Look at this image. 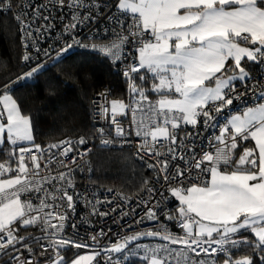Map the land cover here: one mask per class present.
I'll return each instance as SVG.
<instances>
[{
	"label": "snow or ice",
	"instance_id": "snow-or-ice-1",
	"mask_svg": "<svg viewBox=\"0 0 264 264\" xmlns=\"http://www.w3.org/2000/svg\"><path fill=\"white\" fill-rule=\"evenodd\" d=\"M52 3L61 8L65 6V0H52ZM67 7L73 15L72 23L65 27L66 32L75 29L78 24L95 21L102 15L97 0H91V3L69 0ZM4 8H11L10 0L4 4ZM81 8L87 13L83 17L79 11ZM116 8L118 15L109 17L110 26H115L112 31L116 39L110 45L92 47H98L115 63L122 61L124 46L135 42L138 62L133 57V63L127 65L123 75L131 80L133 73L144 69L152 73L154 81L158 80L151 89L160 96L155 103L149 101L143 88H137L135 83L130 84L132 91L138 94V99L134 101L136 107L131 108L133 123L136 125L135 135L142 137L141 150L156 157L155 163L148 164V167L164 174L165 184L161 188L167 186L171 196L179 201L176 211L184 235L174 236L166 229L163 234L148 230L125 235L122 242L100 247L94 255L81 256L72 264H92L95 257L102 253L106 256L105 264H125L138 252H143L146 264H215L209 258L216 253L227 256L224 264H257L252 256L232 259L231 250L242 245L252 248L253 255L258 257V264H264V103L247 107L242 114L231 115L219 126V135L214 137L217 142L215 154L202 151L198 156L194 146L185 145L183 140L177 146L176 135L181 124L195 128L201 117L205 128H216L217 125L211 123L214 117L210 115L209 109L214 108L216 113H220L232 105L234 99H240L246 94L247 90L238 91L233 81L251 79L250 73L241 65L245 58L249 62L264 65V0H118ZM35 16L45 21L49 19L48 16H41L38 9ZM129 17L131 22L125 27ZM16 19L26 29L32 27L19 15ZM50 27L47 25L46 29ZM40 30L36 29L37 32ZM27 35L31 37L33 33L29 31ZM73 42L79 44V41ZM248 44L253 47L242 46ZM72 46L67 44L61 53ZM36 51L39 53L41 49L36 47ZM30 58L28 54L23 56L25 61ZM229 59L234 61L233 74L225 78L222 73ZM40 70L41 67L37 66L23 78H31ZM217 73L222 75L218 77ZM213 79L215 86H207L206 82ZM259 96L264 99V86ZM0 105V144L5 142V133L7 141L12 145L32 141L30 118L21 114L17 101L4 92L0 94ZM129 107L121 101H111V122L116 126L118 136L125 135V130L120 126L117 116L123 115ZM100 109L102 114L109 111L106 105H100ZM97 131L103 136V128ZM249 138L255 141V149H245L239 159L234 160L233 150L237 148L238 139ZM78 143L85 144L86 141L81 137ZM102 143L108 144L111 141L105 139ZM35 147L41 151L39 145ZM60 147H63L60 154L75 164V157L68 155L73 145L68 141L50 145V148ZM29 156L31 169L26 163V157ZM170 160L182 161L183 167L175 164V171H171ZM48 162H51V158ZM222 165L225 169L232 165L235 167L227 171L221 170ZM40 169L39 157L32 149L20 147L18 168L15 170L17 175L15 178H0V255L15 253L6 264H34L30 259L21 258V248L27 249L30 254L33 250L27 238L18 234V224L25 229L38 223L42 225L47 233L43 238L50 241L48 247L56 250L54 264H65L60 248L69 244L76 248L89 247L63 237L65 221L68 219L67 210H62L63 203L51 204L47 200L48 196L53 201L66 200V208L74 211L73 196L63 185L55 190L61 193L59 197L54 193H46L38 197L40 202L37 206L31 200L21 199L23 193H45L44 185L52 184L53 181H63L68 188L72 187L71 169L67 174L60 172L58 176H41ZM10 170V167L0 163V176ZM205 174L208 179L204 178ZM181 178L187 179L189 186H173L177 181L182 182ZM197 180L200 182L197 183ZM148 191L158 192L160 199L151 206L147 200L140 202L145 206L147 219L157 220L156 209L165 203L167 197L159 189L149 188ZM114 211L113 208L109 212H99V215L107 216ZM96 212L93 205V214ZM166 216L167 219L173 218L167 213ZM143 219L141 217L137 223H142ZM53 220L58 223H53ZM249 231L256 237L254 243L247 238H236L238 234L242 236ZM104 234L101 230L99 235ZM142 237H159L168 243L155 247L139 244L135 248L129 247L133 241H139ZM91 239L99 245L97 235L91 236ZM113 253L117 254L115 259ZM189 253L198 257L203 254L205 259L191 260Z\"/></svg>",
	"mask_w": 264,
	"mask_h": 264
},
{
	"label": "built area",
	"instance_id": "built-area-1",
	"mask_svg": "<svg viewBox=\"0 0 264 264\" xmlns=\"http://www.w3.org/2000/svg\"><path fill=\"white\" fill-rule=\"evenodd\" d=\"M6 2L7 0H0V17L9 15L19 27L22 48V65H35L56 53L61 52V49L67 44H73L68 51L77 50L97 54L113 63L111 57L101 52L98 47L94 49L92 46L110 45L112 41L116 39V36L112 31V27L115 26H110L111 21L109 20V17L118 15L116 8L117 3L111 4L106 0H97V3L101 5L100 11L102 12V15L95 21H86L83 24H78L75 29L66 32L65 27L72 23L73 15L72 10L67 7L69 0H65V6L63 8L58 4L53 5L52 0H10L11 8L6 9L4 8ZM85 2L91 3V0H85ZM37 9L40 11L41 16H48L49 19L47 21L37 19L35 16V11ZM79 11L82 17L87 14L86 10L83 8L79 9ZM17 15H19L26 23H30L32 27L26 29L25 25L16 19ZM93 15H95V12H93ZM130 22L131 20L129 17L125 21V27ZM47 25H51V27L46 29ZM37 28H40L41 30L37 32ZM29 31L33 33L31 37L27 35ZM74 40L79 41V44H74ZM25 45H27V47H25ZM36 47L41 49L39 53H37ZM136 47L137 45L135 42L125 45L122 61H116L113 63L119 67L122 76H124L123 71L127 65L133 63V57H136L137 60V53L135 51ZM45 50L48 52L47 55H45ZM25 54H28L31 57L28 61L23 59ZM256 67V70H254L255 72L251 74V79H247L244 82H233V85L238 91L247 90L242 98L234 99L233 104L223 109L220 113H216L214 108L209 109L210 115L214 117L211 123L216 124L217 127L205 128L203 117L200 118V121L195 128L192 125H184L186 127L184 130H180L179 128L176 130L177 146L180 144L181 140H183L185 145L194 146L198 156L202 154V151L215 154L217 142L214 137L219 135V126L223 125L231 115L242 114L247 107L255 106L258 103H264V99H261L259 96L262 86H264V71H262L264 65L256 64ZM124 78L129 81L128 92L125 98H116V101H121L125 105L130 106L125 110L123 115L117 116L120 126L125 130V135L118 136L116 134V126L111 122L112 96L110 91H103L95 94L91 100L92 141L85 140V144H79V140L68 139L53 143L61 144L63 141L70 142L73 145V150L68 155L69 157H75V164H73L70 159L65 158L60 154L63 151V147L50 148V145H48L40 149L41 151L31 148L32 152L39 157V162L41 163V176H58L60 172H65L67 174L69 169H71V188H68L63 181H53L52 184L44 185L45 193L29 192L21 195L22 200H31L33 205L37 206L40 202L38 197L44 196L46 193H54L59 197L61 193L56 192L55 190L63 185L68 193L73 196L74 211L66 208V200L63 202L59 199L53 201L50 196L47 197L49 203H63L64 209L62 210H67L68 219L65 221L62 232L63 237L68 240H75L79 243L89 245V247L76 248L69 244L65 249L60 248L59 252L60 255L64 257L65 264H72L74 260L81 256L94 255L95 251L100 247H108L112 244L122 242L125 235L130 236L148 230L160 231L163 234L165 229L168 233H171L174 236L184 235V230L180 226L181 221L179 220L178 212H176V217L167 219L166 213L167 215H170V205L167 196L169 191L167 186L161 188V186L165 184L163 173H157L155 169L150 168L153 171V178L145 186L143 194L137 197L123 195L113 189L109 191L108 188H96L90 182L91 168L89 164V156L93 151L94 145L106 149L129 150L137 160L147 167L150 163L154 164L156 160L154 155L146 154L145 151L141 150V144L143 143L142 137L135 135L136 125L133 123L131 108L136 107L134 101L138 98H134V93L130 87L133 74L131 80L125 76ZM149 101L152 103L156 102V100L152 99H149ZM100 105H106L108 107L109 111L107 114L101 113ZM100 128L104 129L103 136L97 131ZM105 139L110 140L111 143H102V140ZM157 148H159V145H157ZM244 150L245 149L241 151L240 155L243 154ZM177 152H180L179 147H177ZM185 155H187V153H185ZM18 156L19 151L17 155V168ZM49 158H51L50 163L48 162ZM26 163L31 169L32 164L30 156L26 157ZM205 163L207 164L208 162ZM175 164H180L181 167H183L182 161L170 160L169 167L173 172L175 171L173 167ZM64 165H67V167ZM234 167L235 165H232L225 169L222 165L221 170H233ZM193 176H195V172H193ZM206 176L207 174L204 176L205 179ZM39 178L40 177H37V179ZM158 179L159 182H157ZM181 179L182 182L177 181L173 186H189L187 179ZM196 182L199 183L200 181L197 180ZM149 188L162 190L167 197L165 203L156 209L158 215L157 220L147 219L145 216V206L140 202L141 200H147L151 206L160 199L158 192L153 191L149 193ZM123 197H127L128 199H123ZM109 201H111V203H109ZM93 205H95V208L97 209L96 214H93ZM113 208L115 211L110 212L109 215H99V212H109V210ZM122 213H128V215H122ZM141 217H144L143 222L137 223ZM53 223H58V221L53 220ZM73 224H75V228H73ZM16 227L18 234L27 238L28 245L33 250L30 254L27 249L21 248L22 259H30L34 264H54V261L56 260V250L48 247L50 241L43 238L47 233L43 230L41 224L38 223L36 225L28 226L27 229L19 224ZM101 230L105 233L104 235H99ZM93 235L98 236L99 245L92 241L91 236ZM236 238L239 237L237 236ZM165 243L168 242L161 240L159 237H142L139 241H133L129 247L135 248L137 244L141 246L155 247ZM213 246L215 247V245ZM169 247L178 248L180 246L169 245ZM238 249L239 248L232 249L231 255ZM12 255H15V253L9 252L8 255H0V264H6V262H9ZM112 255L114 259L117 256L115 253ZM136 256L143 258V252H138ZM189 257L191 260L196 261L205 259L203 254L198 257L195 256L194 253H189ZM226 258L227 256L224 253H216L212 254L209 259L210 261L214 260L215 264H224ZM105 259L106 256L102 253L100 256L95 257L92 264H105ZM129 261L125 262V264H129Z\"/></svg>",
	"mask_w": 264,
	"mask_h": 264
},
{
	"label": "trees",
	"instance_id": "trees-1",
	"mask_svg": "<svg viewBox=\"0 0 264 264\" xmlns=\"http://www.w3.org/2000/svg\"><path fill=\"white\" fill-rule=\"evenodd\" d=\"M116 4L118 0H106ZM59 54V55H58ZM20 30L9 15L0 17V94L7 92L16 101L22 115L31 121L33 140L29 145L15 146L7 140L0 146V163L10 167L0 178H14L17 173V155L20 147L40 149L62 140H79L83 137L92 141L91 100L97 93L110 91L115 98H125L128 81L122 76L119 67L104 57L82 51L59 52L32 66L22 65ZM253 74L255 63H244ZM43 69L29 80L23 81L26 73L37 66ZM144 79L141 80L140 77ZM145 71L133 73L132 83L143 88L148 99L159 95L151 91L155 83ZM7 86V87H5ZM134 93V92H133ZM134 98L138 94L134 93ZM184 124L180 130H184ZM253 149L250 140L238 139L233 150L237 160L243 149ZM91 168L90 182L96 188H108L127 196H140L145 186L153 178V171L137 160L129 150L100 148L94 145L89 156ZM224 170V169H223ZM231 171V170H227ZM207 179V176H206ZM147 181V184H145ZM170 215L176 217L179 202L168 193ZM239 238L255 242L252 234L244 232ZM232 259L252 256L258 264L253 249L245 245L232 253ZM129 264H146L142 257L130 258Z\"/></svg>",
	"mask_w": 264,
	"mask_h": 264
},
{
	"label": "crops",
	"instance_id": "crops-1",
	"mask_svg": "<svg viewBox=\"0 0 264 264\" xmlns=\"http://www.w3.org/2000/svg\"><path fill=\"white\" fill-rule=\"evenodd\" d=\"M118 3V2H117ZM181 12H183V10H181ZM242 46H247V47H253V45H251V44H248V45H242ZM137 62H138V55H137ZM252 63V62H249V61H247V59L245 58L244 60H242L241 61V65L243 66V67H245V69H246V71H248V69L246 68V66H245V64L244 63ZM233 69H234V61H232L231 59H229L228 61H226V64H225V70H223V76L226 78L227 76H230V75H232L233 74ZM140 71H145V72H147L146 70H144V69H141ZM249 73H250V76H251V72L250 71H248ZM149 75H151L152 76V73H149V72H147ZM221 73H217V76L219 77V76H221L222 75ZM236 81H239V80H236ZM236 81H233V82H236ZM155 83H158V80L155 82ZM206 84H207V86H211V87H214L215 86V79H213V80H210V81H207L206 82ZM158 99H160V96H158L156 99H154V100H158ZM0 108H2V105H0ZM5 122H6V120H5ZM185 125V124H184ZM5 135V140H7L6 139V136H7V134L5 133L4 134ZM249 140H250V142L252 143V147H253V149H255V147H256V145H255V141L254 140H252L251 138H249ZM26 141H22V142H19L17 145H15V146H21V145H25L24 143H25ZM10 143V142H9ZM11 144V143H10ZM1 145H3V144H0V146ZM12 145V144H11ZM209 177L207 176V179H208ZM4 179V178H3ZM169 194H170V192H169ZM171 195V194H170ZM175 199V198H174ZM177 202H179L178 200H176ZM248 233H250V234H252V236L256 239V237H255V235L253 234V233H251L250 231L248 232Z\"/></svg>",
	"mask_w": 264,
	"mask_h": 264
},
{
	"label": "rangeland",
	"instance_id": "rangeland-1",
	"mask_svg": "<svg viewBox=\"0 0 264 264\" xmlns=\"http://www.w3.org/2000/svg\"><path fill=\"white\" fill-rule=\"evenodd\" d=\"M67 51H68V50H67ZM40 67H41V70H42V69H43V65H41ZM41 70H40V71H41ZM38 72H39V71H38ZM29 79H30V78H28V79H24V78H23L22 80L25 81V80H29ZM128 83H129V81H128ZM128 87H129V86H128ZM113 100H116L115 96L112 97V101H113ZM150 100H151V99H150ZM30 143H31V141H30V142H29V141H26L24 144H25V145H29ZM30 147H32V146H30ZM30 147H29V148H30ZM14 178H15V177H14ZM214 235H215V234H214Z\"/></svg>",
	"mask_w": 264,
	"mask_h": 264
},
{
	"label": "water",
	"instance_id": "water-1",
	"mask_svg": "<svg viewBox=\"0 0 264 264\" xmlns=\"http://www.w3.org/2000/svg\"><path fill=\"white\" fill-rule=\"evenodd\" d=\"M62 249H65V248H62Z\"/></svg>",
	"mask_w": 264,
	"mask_h": 264
}]
</instances>
